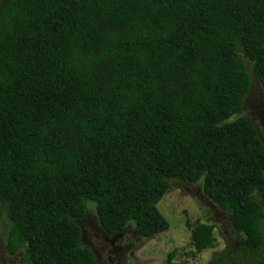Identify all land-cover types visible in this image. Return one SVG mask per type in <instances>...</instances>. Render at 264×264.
Segmentation results:
<instances>
[{"label": "trees", "instance_id": "16d2710c", "mask_svg": "<svg viewBox=\"0 0 264 264\" xmlns=\"http://www.w3.org/2000/svg\"><path fill=\"white\" fill-rule=\"evenodd\" d=\"M255 82L264 106V0H0L6 249L99 264L76 218L151 237L173 179L200 182L230 224L264 211V143L236 113ZM184 223V254L215 243L214 223ZM204 264H264V218Z\"/></svg>", "mask_w": 264, "mask_h": 264}, {"label": "rangeland", "instance_id": "374dc122", "mask_svg": "<svg viewBox=\"0 0 264 264\" xmlns=\"http://www.w3.org/2000/svg\"><path fill=\"white\" fill-rule=\"evenodd\" d=\"M261 107V91L255 82L246 92L243 103L236 113L251 114L259 136L263 132L260 121L264 109ZM254 197L264 206V192L255 191ZM156 206L168 221V227L151 237L141 240L132 233L130 224L115 233H106L97 226L93 211L88 210L81 217L76 218L81 230L80 239L93 251L99 264H164L166 253L173 247H176L174 258L181 264H204L212 252L225 245V241L233 243L240 235L256 230L261 226L264 218V211L256 209L230 224L228 211L218 208L202 192L198 181L171 180L170 186L157 201ZM185 218L189 219L191 225L198 218L214 223L212 233L215 243L200 252L192 250V254H184L190 250V231L184 223ZM0 264H27L21 260L20 249H6L1 220Z\"/></svg>", "mask_w": 264, "mask_h": 264}, {"label": "flooded vegetation", "instance_id": "af4514ba", "mask_svg": "<svg viewBox=\"0 0 264 264\" xmlns=\"http://www.w3.org/2000/svg\"><path fill=\"white\" fill-rule=\"evenodd\" d=\"M262 94H261V104H262V107L261 108H263L264 109V106H263V103H262ZM261 121H260V124H261V126H262V128H263V132H262V135H261V139H262V141H263V143H264V113L262 114V116H261ZM257 133H258V131H257Z\"/></svg>", "mask_w": 264, "mask_h": 264}, {"label": "clouds", "instance_id": "9594fccd", "mask_svg": "<svg viewBox=\"0 0 264 264\" xmlns=\"http://www.w3.org/2000/svg\"><path fill=\"white\" fill-rule=\"evenodd\" d=\"M258 131V130H257ZM258 135H259V133H258ZM260 137V139H261V136H259ZM262 140V139H261ZM239 239V238H238ZM237 243V241H235V242H233L232 244H236Z\"/></svg>", "mask_w": 264, "mask_h": 264}]
</instances>
